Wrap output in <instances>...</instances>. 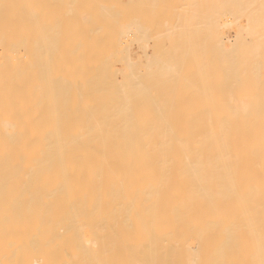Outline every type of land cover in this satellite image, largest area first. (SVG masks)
<instances>
[{
	"label": "bare ground",
	"instance_id": "obj_1",
	"mask_svg": "<svg viewBox=\"0 0 264 264\" xmlns=\"http://www.w3.org/2000/svg\"><path fill=\"white\" fill-rule=\"evenodd\" d=\"M0 264H264V0H0Z\"/></svg>",
	"mask_w": 264,
	"mask_h": 264
},
{
	"label": "rangeland",
	"instance_id": "obj_2",
	"mask_svg": "<svg viewBox=\"0 0 264 264\" xmlns=\"http://www.w3.org/2000/svg\"><path fill=\"white\" fill-rule=\"evenodd\" d=\"M124 1V0H123Z\"/></svg>",
	"mask_w": 264,
	"mask_h": 264
}]
</instances>
